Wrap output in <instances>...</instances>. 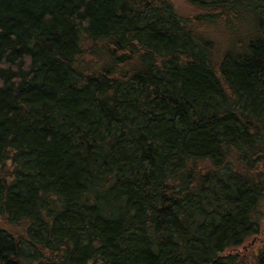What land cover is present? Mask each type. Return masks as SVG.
<instances>
[{"label": "trees", "instance_id": "1", "mask_svg": "<svg viewBox=\"0 0 264 264\" xmlns=\"http://www.w3.org/2000/svg\"><path fill=\"white\" fill-rule=\"evenodd\" d=\"M0 264H264V0H0Z\"/></svg>", "mask_w": 264, "mask_h": 264}, {"label": "rangeland", "instance_id": "2", "mask_svg": "<svg viewBox=\"0 0 264 264\" xmlns=\"http://www.w3.org/2000/svg\"><path fill=\"white\" fill-rule=\"evenodd\" d=\"M188 10H189V8H182L181 9V11H184V12H188ZM206 29V28H205ZM211 38H214V39H217V42H220V45H221V47L223 48V44H224V40L223 39H221V37H220V35H219V33H217V31H212L211 32V34L209 35ZM257 243H256V241H255V243H253V246H251V247H253V249H255V248H257Z\"/></svg>", "mask_w": 264, "mask_h": 264}]
</instances>
